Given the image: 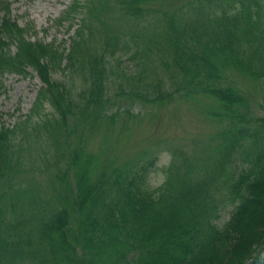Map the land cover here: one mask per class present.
<instances>
[{
  "label": "trees",
  "instance_id": "obj_1",
  "mask_svg": "<svg viewBox=\"0 0 264 264\" xmlns=\"http://www.w3.org/2000/svg\"><path fill=\"white\" fill-rule=\"evenodd\" d=\"M110 1L74 0L61 22L79 8L84 17L70 46L59 48L30 40L12 19L11 3L0 0V91L6 73L29 75L30 69L43 83L31 114L0 128V264H264V117L253 116L244 90L225 77L231 70L264 82V0ZM117 7L120 22L160 29L145 39L150 45L168 44L158 57L168 82H145L130 97L163 105L204 95L219 105L210 111L223 125L216 139L197 162L174 153L166 182L155 190L147 184L155 161L96 172L85 145L89 124L95 127L110 103L106 56L86 46L91 17ZM12 43L14 54L7 52ZM56 67L72 77L83 73L91 83L74 96L53 78ZM47 102L56 113L38 115ZM32 137H45L53 150L46 170L54 187L46 196L12 185L27 170L22 152ZM227 207L231 216L220 227L216 221Z\"/></svg>",
  "mask_w": 264,
  "mask_h": 264
},
{
  "label": "rangeland",
  "instance_id": "obj_2",
  "mask_svg": "<svg viewBox=\"0 0 264 264\" xmlns=\"http://www.w3.org/2000/svg\"><path fill=\"white\" fill-rule=\"evenodd\" d=\"M1 1L11 3L12 19L17 21L21 28L26 29L30 40L54 42L59 48L70 46L71 39L80 25L79 19L84 17L79 8L75 14L69 15V21L61 22L74 0ZM119 8H114L110 14L101 8V11L91 17L90 31H85L90 35L86 46L95 54H105L110 67L105 87L106 98L110 103L106 106V112L99 116L96 126L89 124L90 135L86 138L85 145L96 157V172V168L105 169V165L110 168L130 163L134 167L155 161L147 182L148 185L149 181L158 183L153 189L155 190L166 182L169 166L174 161V153H183L187 157H183L185 160L197 162L204 148L216 139L223 125L210 115V111L216 110L219 105L209 96H176L174 100L163 105L130 97V89L143 91L145 82H168L169 72L158 63L159 55H164L168 44L163 39H158L150 45L145 39L158 34L160 29L155 27L146 32L145 25L140 21L130 23L124 19L120 22L116 19ZM101 13L102 21L95 18ZM1 18L2 13L0 23ZM152 24H156L155 21H152ZM16 51L15 43L7 50L12 54ZM61 67L54 69L53 78L67 83L74 96L90 85L91 79L82 75L83 73L72 77L69 71H63ZM29 71V75L6 73L3 76L0 91V128L2 125L12 128L31 114L43 83L35 71ZM230 71L225 72V77L244 90L249 98L253 116L264 117V82L246 79ZM129 75L134 76L130 81ZM54 113L55 109L47 102L39 108L38 115L50 117ZM38 115L32 121H38ZM32 127L29 124L26 131L30 132ZM42 133L45 135L44 131ZM43 138L45 137H40L37 142L36 138L32 137L29 146L26 143L22 160L25 161L27 170L15 176L12 184L15 185L14 189L27 190L32 195L38 194V189L41 190L42 196L51 193L54 186L46 165L49 162L53 164V150H49L48 142ZM232 209L227 207L222 211L216 221L218 226L222 227L229 220Z\"/></svg>",
  "mask_w": 264,
  "mask_h": 264
},
{
  "label": "clouds",
  "instance_id": "obj_3",
  "mask_svg": "<svg viewBox=\"0 0 264 264\" xmlns=\"http://www.w3.org/2000/svg\"><path fill=\"white\" fill-rule=\"evenodd\" d=\"M160 182H162V181H160ZM157 186H158V183H153L152 181H149V185H148L149 190L154 189Z\"/></svg>",
  "mask_w": 264,
  "mask_h": 264
},
{
  "label": "water",
  "instance_id": "obj_4",
  "mask_svg": "<svg viewBox=\"0 0 264 264\" xmlns=\"http://www.w3.org/2000/svg\"><path fill=\"white\" fill-rule=\"evenodd\" d=\"M250 261H251V259L246 263V264H249L250 263Z\"/></svg>",
  "mask_w": 264,
  "mask_h": 264
}]
</instances>
